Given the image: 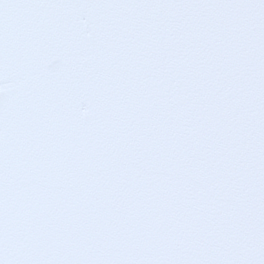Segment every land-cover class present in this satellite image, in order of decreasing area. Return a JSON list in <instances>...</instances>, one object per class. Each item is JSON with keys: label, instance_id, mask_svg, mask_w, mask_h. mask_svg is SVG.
<instances>
[{"label": "snow or ice", "instance_id": "snow-or-ice-1", "mask_svg": "<svg viewBox=\"0 0 264 264\" xmlns=\"http://www.w3.org/2000/svg\"><path fill=\"white\" fill-rule=\"evenodd\" d=\"M0 264H264V0H0Z\"/></svg>", "mask_w": 264, "mask_h": 264}]
</instances>
